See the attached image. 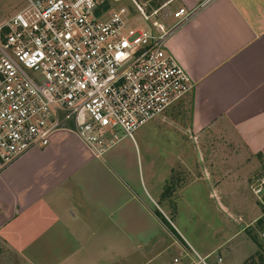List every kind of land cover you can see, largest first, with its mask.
Returning a JSON list of instances; mask_svg holds the SVG:
<instances>
[{
    "label": "crops",
    "instance_id": "obj_1",
    "mask_svg": "<svg viewBox=\"0 0 264 264\" xmlns=\"http://www.w3.org/2000/svg\"><path fill=\"white\" fill-rule=\"evenodd\" d=\"M175 1L193 13L168 37L167 47L194 87L160 115L161 122L169 119L187 136L180 144H196L207 177L221 161L227 162L222 173H211L226 178L245 171L248 179L264 170V0ZM108 149L96 155L73 132L59 129L45 147L30 149L1 172L0 248L5 254L23 257L25 264H79L87 242L130 241L123 225L130 199H136L129 194L133 176L121 156H104ZM148 197L161 215L164 201L175 210L172 193ZM142 231L145 244L137 245L139 252L160 244L149 223Z\"/></svg>",
    "mask_w": 264,
    "mask_h": 264
},
{
    "label": "built area",
    "instance_id": "obj_2",
    "mask_svg": "<svg viewBox=\"0 0 264 264\" xmlns=\"http://www.w3.org/2000/svg\"><path fill=\"white\" fill-rule=\"evenodd\" d=\"M27 1L0 22V174L59 129L101 155L193 89L167 47L192 10L146 27L126 0Z\"/></svg>",
    "mask_w": 264,
    "mask_h": 264
},
{
    "label": "rangeland",
    "instance_id": "obj_3",
    "mask_svg": "<svg viewBox=\"0 0 264 264\" xmlns=\"http://www.w3.org/2000/svg\"><path fill=\"white\" fill-rule=\"evenodd\" d=\"M27 4V0H0V22ZM123 5L129 11V25L150 27L154 21L161 20L167 25L176 21L173 19L178 9L175 0H126ZM161 118L157 116L139 127L133 139L121 137L104 154L121 156L133 176L132 181H128L129 194L136 199L130 196L128 223L123 225L130 241L87 242L84 247L87 253L78 258L79 264H115L118 260L124 264H264V237H261L264 207L260 203L264 200V176H261L264 170L259 168L256 173L251 172L248 179L243 176L245 171L241 175L239 172L240 176L231 174L233 177L222 178L211 173L221 172L227 163L219 161L215 162V169L207 172L210 174L207 177L206 162L200 160L203 156L198 154L196 144H193L194 148L180 144L187 142V136L175 129L179 127L171 124L169 119L161 122ZM181 156L188 158L185 160ZM237 163L230 162L232 165ZM109 167L114 171L111 165ZM171 168L172 175L169 174ZM255 187H262V191L255 193ZM160 191L172 193L176 205L174 211L167 201L159 206L172 228L173 223L174 235L153 215L158 210L148 193L158 195ZM255 216L258 217L248 225ZM147 223L154 235L160 236V244L139 252L136 247L139 243L145 244L140 236ZM103 244L101 250L97 245L103 247ZM162 249L164 251L157 255ZM175 258H178L177 262ZM24 260L5 254L0 248V264H25Z\"/></svg>",
    "mask_w": 264,
    "mask_h": 264
},
{
    "label": "trees",
    "instance_id": "obj_4",
    "mask_svg": "<svg viewBox=\"0 0 264 264\" xmlns=\"http://www.w3.org/2000/svg\"><path fill=\"white\" fill-rule=\"evenodd\" d=\"M106 1H107V0H106ZM106 1H105V2H106ZM165 193H166V192H165ZM156 215H157L158 217H160V218L163 220V222L165 223V225L167 226V228H168L169 230L175 232L174 228L171 227V225L167 222V220L164 218V216H162L159 212H156Z\"/></svg>",
    "mask_w": 264,
    "mask_h": 264
}]
</instances>
